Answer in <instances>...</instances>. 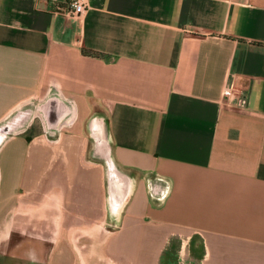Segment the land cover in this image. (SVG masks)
Listing matches in <instances>:
<instances>
[{"label": "crops", "instance_id": "0c3cea01", "mask_svg": "<svg viewBox=\"0 0 264 264\" xmlns=\"http://www.w3.org/2000/svg\"><path fill=\"white\" fill-rule=\"evenodd\" d=\"M62 4L0 0V264H264V0Z\"/></svg>", "mask_w": 264, "mask_h": 264}, {"label": "water", "instance_id": "95a60500", "mask_svg": "<svg viewBox=\"0 0 264 264\" xmlns=\"http://www.w3.org/2000/svg\"><path fill=\"white\" fill-rule=\"evenodd\" d=\"M98 118L97 115H94L90 121L88 122V128L91 136L94 139L95 147L94 153L96 155L95 158L101 160L105 163L106 166V176L109 188V199L117 201L120 198H123L120 205L117 207H113V223H118L119 218L121 216L122 208L125 206L127 201L132 195L133 192V184L130 182H126V178L131 177L129 173L123 171L117 162L115 161L112 153L111 147H108L104 144V137L106 133L108 134V127L106 125L105 131L102 129H97L94 121ZM18 124L7 122L6 124L0 126V145L3 142L4 138L7 134L13 132ZM105 133V134H104ZM100 138L103 140L101 141ZM120 187L123 188L120 193Z\"/></svg>", "mask_w": 264, "mask_h": 264}, {"label": "built area", "instance_id": "2783aa9c", "mask_svg": "<svg viewBox=\"0 0 264 264\" xmlns=\"http://www.w3.org/2000/svg\"><path fill=\"white\" fill-rule=\"evenodd\" d=\"M88 8L89 0H63V4L58 6L57 13L74 19L82 17ZM224 94H231V88L227 87Z\"/></svg>", "mask_w": 264, "mask_h": 264}, {"label": "trees", "instance_id": "16d2710c", "mask_svg": "<svg viewBox=\"0 0 264 264\" xmlns=\"http://www.w3.org/2000/svg\"><path fill=\"white\" fill-rule=\"evenodd\" d=\"M85 53H87L88 55L97 56V57L101 56V54H99L97 52H93V51H85Z\"/></svg>", "mask_w": 264, "mask_h": 264}, {"label": "rangeland", "instance_id": "374dc122", "mask_svg": "<svg viewBox=\"0 0 264 264\" xmlns=\"http://www.w3.org/2000/svg\"><path fill=\"white\" fill-rule=\"evenodd\" d=\"M36 220V219H35ZM183 263V262H182Z\"/></svg>", "mask_w": 264, "mask_h": 264}]
</instances>
